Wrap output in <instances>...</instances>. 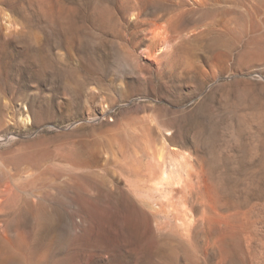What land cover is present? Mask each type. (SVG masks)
<instances>
[{"label": "rangeland", "instance_id": "374dc122", "mask_svg": "<svg viewBox=\"0 0 264 264\" xmlns=\"http://www.w3.org/2000/svg\"><path fill=\"white\" fill-rule=\"evenodd\" d=\"M0 264H264V0H0Z\"/></svg>", "mask_w": 264, "mask_h": 264}, {"label": "bare ground", "instance_id": "6f19581e", "mask_svg": "<svg viewBox=\"0 0 264 264\" xmlns=\"http://www.w3.org/2000/svg\"><path fill=\"white\" fill-rule=\"evenodd\" d=\"M26 113H22L20 119L23 123H27L29 121V117L27 115L28 113ZM134 159L143 166L145 165V168H147L149 172L158 174L157 184H181L180 170L181 167H184L187 158L184 155L177 154L172 147H167L164 142L158 144L157 146L155 145L150 150H140L138 154L134 155Z\"/></svg>", "mask_w": 264, "mask_h": 264}]
</instances>
